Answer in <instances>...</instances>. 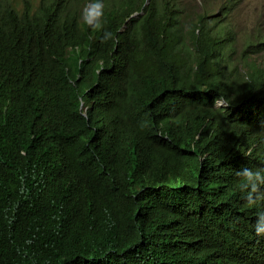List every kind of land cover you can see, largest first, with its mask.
Instances as JSON below:
<instances>
[{
    "label": "trees",
    "instance_id": "obj_1",
    "mask_svg": "<svg viewBox=\"0 0 264 264\" xmlns=\"http://www.w3.org/2000/svg\"><path fill=\"white\" fill-rule=\"evenodd\" d=\"M241 1L103 0L104 40L88 0H0V264H264L235 175L264 168V69L223 65Z\"/></svg>",
    "mask_w": 264,
    "mask_h": 264
},
{
    "label": "rangeland",
    "instance_id": "obj_2",
    "mask_svg": "<svg viewBox=\"0 0 264 264\" xmlns=\"http://www.w3.org/2000/svg\"><path fill=\"white\" fill-rule=\"evenodd\" d=\"M19 8L22 7L21 0H8ZM224 0H181V8L197 10L205 7L218 20L223 17L221 11ZM34 7L39 0H31ZM183 25L187 26L185 13H180ZM213 20V18H210ZM232 34V40L224 52L223 65L224 73L232 79H240L246 72L247 64H251L257 69H264V44L249 53H244L245 47L249 42V37L254 31L264 33V0H242L237 8L221 22ZM264 39L261 40L263 43ZM255 51V52H254ZM219 105V104H218Z\"/></svg>",
    "mask_w": 264,
    "mask_h": 264
},
{
    "label": "clouds",
    "instance_id": "obj_3",
    "mask_svg": "<svg viewBox=\"0 0 264 264\" xmlns=\"http://www.w3.org/2000/svg\"><path fill=\"white\" fill-rule=\"evenodd\" d=\"M139 1L140 0H138V2ZM148 2L149 0H146V3ZM21 4H22V0H21ZM13 6L16 10H18L19 12H22L21 11L22 7L19 8L15 6L14 4ZM203 10L207 11L206 14L213 15L210 13V11L207 8H203V7H201V9L198 8L197 10H192V11L201 12ZM80 15H81L82 23L85 26H87L89 29H91L94 32H103L102 38L104 40L112 39L113 34L109 31L104 30L105 11H104L103 0H88V3H86L82 7ZM185 17L187 18L186 21L188 22V25H189L191 18L189 15H186V14H185ZM212 18L214 20L215 18L214 15ZM180 20H181V24L183 25V21L181 18ZM213 20L209 19V21H213ZM230 104H231V100L228 97H217L213 101L214 106L217 105L218 107L221 106L223 108H227ZM235 175L238 178L239 189L244 194L243 199H244L246 206L255 207L261 203H264V168L254 169L251 167L243 166L239 170L236 171ZM254 230L257 236H264V211L257 213L256 221L254 224Z\"/></svg>",
    "mask_w": 264,
    "mask_h": 264
}]
</instances>
